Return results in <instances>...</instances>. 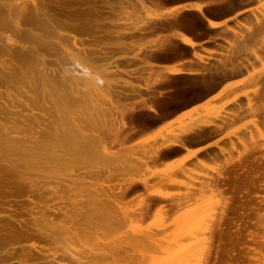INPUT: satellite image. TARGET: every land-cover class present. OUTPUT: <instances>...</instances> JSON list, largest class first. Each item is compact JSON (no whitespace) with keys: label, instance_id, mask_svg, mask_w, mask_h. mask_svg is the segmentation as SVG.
Wrapping results in <instances>:
<instances>
[{"label":"rangeland","instance_id":"1","mask_svg":"<svg viewBox=\"0 0 264 264\" xmlns=\"http://www.w3.org/2000/svg\"><path fill=\"white\" fill-rule=\"evenodd\" d=\"M21 1L23 0H0V94L4 95L8 93L10 95V92H12L11 94L14 96L16 95L15 90L18 86H20V84L21 86L24 84L23 87L24 86L28 87L27 89L29 90L33 89L34 87H31V86L32 85L37 86L38 84H35V83L32 84L31 82H30L31 84L28 83L31 80L30 79L31 72H32V77L34 73L36 72L35 76L42 77L48 86H51V84L53 85L55 82L59 83V81L57 80H59L61 76L60 74L62 71H60L59 69L62 66L63 60L61 58L60 59L58 58L57 60V57H55V55L57 56L55 52L59 53L58 54L59 56L60 51L58 47L55 46V44L52 45L54 42H51L53 40L51 38V34L55 35V33H63V34H67V35L74 36V37L76 36L78 39L80 37L81 39H83L82 41H84L87 45L93 44L94 46H96L97 48L94 47L93 45L92 47L89 46L88 49L89 50L94 49L93 51L97 50L94 53H96L95 56L98 55L99 57L103 56L102 53L109 54L111 51L112 52L114 51L113 48L110 47V44L111 46L122 44L120 45L122 48L127 47L125 48V50L123 49L124 51L122 50V53L120 52L119 54L120 58H117L118 62L120 61V64L118 63V65L120 66V68L123 67L125 70L129 72L132 71L133 72L132 75H134L135 78L131 75L127 78H125L126 76H124V78H121V76L118 77L120 79H123V80L118 79L121 82L118 81L117 82L118 85L116 84L117 87L121 89L122 93L119 92L120 90L117 89L116 87L115 90L117 92V96H115L116 98L113 99V102L114 100L118 98H119L118 99L119 102L122 101L120 102V104H118L119 102L116 103L117 101H115L114 103V106L118 105L117 107L121 105V107H119L120 110L121 109L123 110L124 108H130L131 105L140 106L139 107L140 110L137 111L136 116L134 118L135 120L134 121L131 120L132 124L135 122L131 127L133 129L135 128V130L128 129V132H127V128H129L128 127L129 125L127 123H130L129 122L130 120L128 121L129 118H126V117H129L128 115H126L127 111L124 109L122 112L121 111L119 112L120 114L118 113L117 117L119 118L121 122L120 123L121 128L119 127V129L121 131L124 130L125 138H123L122 139L123 141L119 142L118 144L110 143L111 145L110 144L107 145V158L108 159L106 158L105 160L98 159L97 157L95 156L93 157L91 155H81L80 156V155L74 154L73 156L72 154L70 155V157L72 158H69L71 159L70 161L68 158H66L67 157L66 155L68 154L65 155V152H63L64 154L62 153L63 156H61L60 158L65 157L67 161H65L66 160L65 158L60 159L62 161L61 162L60 160L53 159L54 157H52L53 160L51 159V157H48V158L45 157L46 160L47 159L49 160L43 162V165L41 166L44 168H42L41 166L34 165L31 161L28 162L30 158L25 159L23 161L22 159L24 158L21 155H16L15 153L13 154L9 152H4L3 150H1L3 149L2 146H0V153L1 155H3V156L0 155L1 156L0 157V240L2 239V241H0V245H1L0 259L2 261L4 260L6 261V263L4 264H10L11 262L13 263L14 259H12L11 256L9 255H11V252H12L13 258L15 256L17 257L19 255L18 253L19 251L16 252L14 249H17L18 247H22L25 253L27 254L30 253L31 254L30 256L32 258H36L37 256L39 257V255H37V254H40L39 248L44 249V247H46L47 249L48 246L50 247L51 244L49 243L50 239H49L48 233L52 234L54 231L59 232L61 229V225H63V220L61 218L60 213L57 212L58 211L57 208L62 210L65 207V204L67 205V208H70V204H71L70 202H74V204H77L76 205L77 207L76 206L75 207L77 208L79 214H83V211H84V213L86 214L88 213L87 215H89L88 219L84 218L86 223H84L83 219L79 218L80 219L79 221L82 224H80L79 222L80 225L78 227H80L82 230V228L87 225L88 228H92V229L95 228L94 231L97 230V232H94L96 233V235L93 234L95 237L99 233L100 235H98L97 237L99 238L102 236V238H100L99 240L95 239L94 236H90L91 238V239L89 238L90 242H93V241L96 242V240L98 242L100 241L99 244L104 243V242H114V240L115 242H117L118 241L117 236L119 234H123L127 238L130 237V239L137 238V237L145 238V234H143V232L137 234V237L134 236L136 235L134 233L135 230L131 229L132 232L134 231L133 233L129 230L130 224L127 221H125V223L123 224L122 226L123 228L120 227L122 224H119L118 226L117 225L107 226L109 227L108 229L106 227H104L105 229L103 227L102 228H96L95 226L91 227L95 223V221L93 220H96L95 218H92L93 216H95V213L93 212L97 210L96 211L97 215L98 213L100 214L98 210L100 207H102V203L101 201L97 202L96 200H94V202L96 201L97 203L96 205V203L93 202V199L90 197L92 191L87 192L88 186H89V189L90 190L92 189L93 191H95L94 189L104 190L102 188H105L106 186L107 187L105 189L109 191L108 189H111L110 187H112L111 192L112 194L114 193L113 194L114 196L118 198H120L119 196H121L122 198L124 195V198H122L123 204L121 203V200H119L116 197L112 199L113 202L119 206H122L123 209L128 210L131 208L132 210L130 209L128 211H134V212H137L138 208H141L144 205L145 199L147 198L149 194L155 191L166 192L170 196L169 199L171 203L178 204L180 202L179 207H177L178 205L176 206V208L178 209H174L173 211L166 212L165 210H163V207H164L163 205L165 204L163 205L161 204L159 206H154V204H152L150 210L146 211L147 214L146 213L144 214L145 215L144 218H143V213L141 215L142 217H140L139 215V217L141 218L140 219L141 220L140 222L141 231L144 230L147 235L150 232L156 233V231H158L157 237L159 238V240L161 241L164 240V242H169L174 237V236L172 237V233H170L173 230V229L171 230V228L174 227L171 224V222L174 223V221L176 220L174 223L175 225L176 223H180L181 221H183L185 217H187L190 213L198 212L197 218L201 219V217L202 218L206 217L205 226H208V228L206 227L205 230L203 231V233H205L206 235L204 234L203 236V244H202L203 246L201 247L202 249L201 259L202 260L200 264L201 263L202 264H252V263L257 264L255 262H258V264H262V263L264 264V247H263L264 246V241H263L264 240L263 239V236H264V37L263 35L258 36L260 38L255 36L256 39H253L255 41L257 40L260 44V47L256 46L258 47L257 50H255L254 44L257 43L256 45H258V42L254 41V44H253V42L249 41V38L247 37L249 33L253 31V29L255 30V27L252 28L251 26H256L255 24H257V21L261 18H264V0H155V1L154 0H138L141 3L140 2L138 3L137 0H135L136 3L133 2L134 0L133 1L130 0L131 4L134 5V7L137 6L134 10L132 9L125 10L123 8L124 6L123 7L121 6L120 8L119 0H32L33 2H31V4L33 3L32 4L33 6L40 8L42 10L40 12L41 15L35 16L36 18L35 17L33 18L35 14L33 11H32L33 15L30 16L32 12H30L29 10L28 12L31 13L30 15L29 13H24V16H23V13L21 12H20V15L17 14L18 13L17 8L20 6ZM193 3L203 4L204 7L202 8V14L206 16V18L212 21H215V22H221L223 20L228 19L229 22H227L225 27L223 26V28H221L222 27L221 26L220 27L221 29L210 28V26L208 25L207 22H205L204 19H202L198 14L193 12V10H189L190 8L188 5H191ZM5 7H7L6 10L4 9ZM10 7L16 10L15 11L16 15H13L14 9L9 10ZM118 7L119 9H123V11L131 12L132 10V13H135V14H133V17H132L131 15L132 13L125 12V14L128 13L126 16L124 12L122 11L123 13L122 15L126 16L125 19L128 20L126 21L123 19L124 20L123 21L121 20L123 16L121 15V12H119ZM179 7L181 8L183 7L182 10ZM174 8L176 10H174ZM137 9H138V12H137ZM10 11H11V14H9ZM148 14L149 15L153 14V18L149 17ZM8 15L10 16L8 17ZM26 15H29V16H26ZM111 15H113V17ZM129 15H131V18H128ZM118 18H120L119 19L120 21L118 20ZM111 21H112V24L109 25L108 23ZM190 22L192 23L194 22L198 27L194 28L191 26L192 27L191 28L189 25L192 23ZM120 23L121 24L123 23V25L121 26L122 30H119L120 26L117 25ZM37 24H39V26ZM42 24L44 26H42ZM106 24L108 25L109 29L105 28L107 27ZM10 25L12 27H10ZM14 26L16 27L18 26L19 29L17 28L14 29ZM111 26H115L116 29L119 27L117 29L118 31L115 30V27L113 29V27ZM247 26L249 29L247 28ZM102 30L104 31V33L105 32L106 33L101 34L103 33ZM114 30L116 34L114 33ZM119 31L121 33H125V35L124 34L121 35ZM110 32L112 33L114 37L111 36ZM117 32L119 34H117ZM108 33L110 34L111 39L113 41L109 38L110 36ZM175 33H178V34L180 33L187 37H190V39L193 42L195 43L198 42L197 46L195 45L192 49L188 46L186 47V45L184 44L181 45L180 41H178L177 39H174ZM53 35L52 37H54ZM117 35L118 36L121 35L120 38H118ZM98 36L101 38H99ZM86 40H89L88 41L89 43ZM201 40L202 41L209 40V41L202 44ZM135 41H137L136 44L137 45L139 44L140 47L135 45ZM105 45L111 48L110 52L102 51L100 49L102 48L101 46H105ZM249 46L250 48L251 47L252 48L250 49ZM134 47L135 48L137 47V49H133ZM98 49L102 51L101 52L99 50L101 52V53L99 52L100 54L98 53ZM128 49H132L134 51L131 50L130 52V50ZM30 50L32 53L30 52ZM135 51H137L136 54L138 56L134 54ZM52 53L55 54L53 55L54 58H52L53 56H51ZM111 53L110 55H108V57L112 56ZM132 53L137 58L139 57L138 59L142 61L141 63L142 66L139 67V69H137L139 71L138 74L140 75H137V71L135 72V69H136L135 66H132L131 64L129 65L127 64L129 57L131 58V56H133ZM193 53L194 54L196 53L195 56L197 57V59H192L191 54ZM42 55H45V56L41 57ZM122 56H124L127 60ZM255 56L256 58H253ZM30 57H32V59H30ZM41 58H42L41 60L42 62L38 60ZM19 59L21 61H19ZM43 59L44 60L47 59L48 62L50 61L49 59H51L50 62H52V59H53V61L55 62L48 64L47 61L45 60L47 63V64L45 63L47 65V68H46L45 64L43 63L44 62ZM255 59L257 60L256 62H255ZM59 60H61L60 61L61 66H60V63H57V65L59 64L58 66H60L58 69V67L56 68L57 65H55L54 63L59 62ZM187 60H191V62L193 61L194 63L186 62ZM244 60L245 62L249 60L250 62L249 67L248 65H246ZM28 61L34 64L35 63L37 64V62L39 61V63L38 65H36V67L33 68L34 65L33 64L29 65L30 63ZM143 62H145V64H143ZM147 64L150 65L149 69H148ZM130 65L132 67H130ZM240 65L241 67H244V68L242 69ZM29 66H30V69L28 70L27 68H29ZM41 66H42V70L44 68L51 69L53 71L54 69H56V71L58 70L59 72L54 71L55 73H53L51 70H49L48 72V70L44 69L43 71L48 72V74H46L40 70ZM163 67H176V68L181 67L180 69H182L183 70L182 72L184 73L182 74L164 73L162 71ZM187 67L189 69H192V71L188 70ZM143 69L144 71L145 69L147 71L152 69L153 71L150 70L148 71V73L147 71L145 72L143 71L144 72L143 73L142 72ZM20 70L23 71V75L20 72ZM74 70L76 71V69ZM16 72L19 74L21 73V76H18L19 78L15 76V74L17 75ZM27 72L30 73V75L28 76L25 75V73ZM190 72L194 73L195 75H188V73ZM43 73L46 75H50L51 73H53L50 76L52 75L55 76L56 74V76H59V78L57 77L58 79L56 80L55 78L56 76L55 77L52 76L55 79L52 80L53 78L50 77L51 79V82H50L49 81L50 79H48L49 77L46 75H45L46 77L43 76ZM151 73H154L153 76L151 75ZM141 74H143V76ZM22 76H24V78L28 77V81L25 82V80L27 79L21 80L20 78ZM156 76L159 78H157ZM246 76H248L247 81H245V84L243 83L240 86V88L239 87L236 89L234 88L231 90V93H229L227 96L221 97V98L218 97L212 100L208 106V109H210L212 113L219 114L220 119L222 118L224 119L227 116L230 117V113H233L234 110H236L238 105L235 106V103L226 104V102L232 99L231 97L240 95L241 97L239 99V102L236 101V104L242 102L240 104H243L242 108L244 112L242 114L244 116L241 114V117L235 120L236 122L234 121V122L229 123V126L227 125L228 127L227 128L225 127L226 129L224 128L222 130L223 132L221 131L222 133H220L219 136H213L211 138H208L209 140H207V142L205 141L206 143L214 142L215 143L214 147L207 149L206 152L201 153L199 156H197L193 160L192 159L189 160V162L184 164L176 173L168 175L169 180L172 183H174V185L162 186L161 180L165 178V174L167 173L168 168L172 165H175L183 157L188 155L191 151L195 150L198 145H196L197 142L195 139L188 138L185 150L181 149L179 153L173 156H170V157L168 156L167 158L161 157V159L159 158L153 159L152 150L154 149L156 144H158L157 140L160 141V138L156 139L158 134H160L161 132L166 133L167 131L172 130L173 135H175L180 131L181 126H185L186 129L190 128L191 126H193V124H191L190 118L192 114L195 113L194 109H196L197 111V108H201L199 106L204 103V100L206 101L207 98L209 99L211 96L215 95L217 91L224 84L240 80ZM167 77H168V80H167ZM124 79L126 82L124 81ZM135 79L137 81H135ZM18 81L20 82V84L18 83ZM12 83L13 84L15 83V85L13 86ZM11 86L13 87V89ZM206 86L208 88H206ZM7 88L9 91L6 90ZM36 88H38V86ZM27 89L24 88V90H27ZM79 89L81 90V88L78 87L77 92L80 91ZM1 90L4 91L5 93L1 92ZM36 90H34L35 94H36ZM38 91H37V94L39 93ZM126 91H128L129 94ZM138 91L140 92V94L138 93ZM141 91L144 92V96L142 95ZM207 91H208V94H207ZM145 92L149 98L145 97L147 96L145 95ZM12 95H10L11 97L10 96L8 97L7 95L0 97V101L4 102L3 104L2 102H0L1 105H10V104H7V102L11 103V101H7L4 97H7L8 100L9 98L13 100L14 98L12 97ZM203 96L205 97L201 98ZM150 97L154 98V100L150 99ZM1 98H4L6 102L3 99L1 100ZM155 98L156 100L159 98L160 101L159 99L158 101H156ZM18 99H24V98L20 97ZM186 103L188 104L187 107H186L187 105ZM148 107L155 108L156 115L150 114V113L149 115L146 111ZM180 108L182 111L177 110ZM176 110H177V113H176L177 115L175 114L171 116L172 118L168 117L169 112L170 113L171 111L176 112ZM45 111H48V110H44L43 112ZM48 112L51 113V111H48ZM48 112L45 114L49 115ZM123 115L125 118L123 117ZM45 118H47V116H45ZM118 118L116 119L118 120ZM117 120H116V125L118 124L119 126V120L118 122ZM156 121H157V124H156ZM135 124L137 125L138 128L136 127ZM154 124H156V126ZM237 127L240 130L230 133L233 130H236ZM124 134H123V137H124ZM112 146H114V148H112ZM55 149L58 150L59 148H55ZM64 150L67 152L68 149L64 148ZM3 152L5 153V157H4ZM68 152H71V151H68ZM108 152H110V155L108 154ZM116 152L117 154H115ZM111 155H113L112 158H110ZM20 156H21V159L19 160ZM85 158L86 159L88 158L89 160L87 159L85 162ZM95 158L97 159V161ZM9 159L10 161L11 159H13L14 160L13 162L19 161V165L22 163L20 167L25 166L24 169H26V166H27L28 169L25 171L30 172V174L24 176L23 174H25L26 172L24 173V171H22L23 168H21L20 170V168H17L19 167L17 165L18 163L13 164L12 161L9 162ZM110 159L112 160V162ZM2 163H5V164H2ZM29 163L32 164V169L28 167L31 165ZM55 164H57L56 165L57 167L55 166ZM111 164L113 165L111 166ZM4 165L6 167L8 166L9 168L6 169ZM48 165L50 168L56 167L57 169H55L54 171L52 168L48 169L49 168L47 167ZM99 165H101L102 167ZM104 165H106V167ZM107 165H109V167ZM11 166H13L14 168ZM77 166L78 168L80 167L79 168L80 174H79V171H77L78 170V168H76ZM82 166L83 168L85 167V169H81ZM45 167L47 168L45 169ZM66 167H68V169L75 170L76 172H74V174H78L79 177L78 175L77 177L74 176L75 178L63 176L62 174L64 173L66 174L67 172ZM114 167L116 168L114 169ZM10 168H12L13 171L15 172L13 173V171H11ZM15 169H18V170L16 171ZM90 169L91 171H94V172L90 173L89 175L88 172H91ZM19 170L23 173V174L21 173V176H23L24 180L26 176L29 177L30 175L29 178L27 177L28 181H24L25 183L29 182V180L31 182L33 181V179H36L37 181L38 180L37 176H39L38 178L42 180V182H40V180L37 182L33 181L34 185H36L35 183H37L38 185V182H40L39 183L40 185L34 186L32 184L31 188L34 190H30L29 189L30 183L25 185V183L22 182L23 181L22 179L21 181H19L20 179L19 180L17 179L19 178L18 176L20 175V173H18V175L15 176V173L17 174ZM86 171L88 172L86 173ZM83 172H85V174L89 176L87 177V175H85ZM81 174H84V175H81ZM92 174H94L93 175L94 177L92 176ZM98 174L99 175L102 174V175L98 176ZM61 175L62 177H60ZM49 176L55 179L53 178L48 179L47 177ZM82 176H84L85 178L84 177L82 178ZM91 176L93 177V179L89 178ZM76 178L77 180H75ZM131 180H139V181L145 182V185L137 183V184H134V186H130L129 187L130 189H129L126 184H128V182ZM66 183H68L69 185ZM72 183H75V184H72ZM79 183H81L82 185ZM46 184L47 185L49 184V185L47 186ZM123 184L125 185L123 186ZM28 185H29V188H28ZM62 185H64L65 188ZM92 185H95V186L93 187ZM39 186H42V187L40 188ZM51 186L53 187V189ZM61 186L62 188L60 189ZM38 187L40 190L35 189ZM114 187L118 191V193L120 192L119 187H121L122 195L121 193H119L120 194L119 195L117 191L114 189ZM26 189H29V190H26ZM35 190H37L38 192ZM51 190L54 191L55 193L52 192ZM58 190L60 191L61 194L59 193ZM65 190L66 192H64ZM78 190L80 191L81 195L78 192ZM28 191L29 192L31 191L30 194L28 193ZM32 191L37 192L36 195L38 197L34 195L35 199L37 198L36 200L34 199V197H32L33 195ZM40 191L41 192L44 191V192L41 193ZM74 191L75 193H78L79 195L78 194L71 195V193H74ZM39 192L42 195L39 194ZM45 192L46 193L49 192V193L45 194ZM58 193L60 194L59 196L57 195ZM43 194L45 195L46 199H44ZM66 194H68L69 197ZM39 195L42 196L41 200L38 199L39 197H41ZM47 196L49 199H51V201L47 199ZM56 196H58L59 198ZM63 197H64L63 199L64 201H62L61 199ZM80 197H81V200H80ZM31 199H33V201ZM55 199L56 201H58L57 203H55L56 202ZM155 199L158 200V198H155ZM26 200H28V202L30 201L33 202V204L30 202V204L32 205L31 207L33 208V210H35V212L38 210L37 208L40 206L39 211H38L39 214L40 213L42 214L41 211H43L44 207H46L47 209L45 208L46 210H44L43 212H46L48 210V207L52 205V207H50V209L48 210V214H50V212H53V215H54L53 217L57 219L51 217L52 213L49 216L47 213H43V214L44 215L47 214V220L49 219L48 221L49 225H52L53 221L54 223H57L59 225H56L57 226L56 227L53 224L52 225L53 227H50L51 229L50 232H49L50 229L44 230L41 232L40 229L43 228V227L41 228V226H43L42 224L39 227L40 231L35 229L37 228L36 227L37 224L35 228H33L34 225H32L33 223L32 220H36L37 215L33 210H30L33 212H30V211L27 212L29 209H32V208L30 207V204ZM46 200H47V203L45 204ZM48 201L52 203L50 204L48 203ZM91 201L94 206L91 204ZM81 202L85 203L86 206L90 203L89 205L91 206L89 208H86V210L87 209L92 210L91 212L93 216H91L92 214L90 211L87 210V212H85L84 209L86 206L84 207L83 206L84 204L82 205V207H80ZM119 203H121L122 205ZM34 204L37 207L35 209H34L35 207ZM44 204L45 206L43 207ZM59 204L62 206H60ZM78 206L81 208L82 211L79 210L80 208L78 209ZM94 207H96L97 209H95ZM65 208L64 210H66ZM61 210L60 212L63 213L64 210L62 211ZM30 213H31V216L29 215ZM32 213L34 214V216H36V218L34 219L32 218L33 217ZM199 214L201 215V217H199ZM85 216L86 215H84L83 217ZM44 217L46 219V216ZM142 218L144 221L142 220ZM223 218L226 219V221H223L224 220ZM50 219L52 221V224L50 223L51 222ZM227 221H228V224L226 223ZM46 222L47 221H45V223ZM169 222L171 225L169 224ZM166 223L168 224L166 225ZM218 224H221V225H218ZM31 225L32 227H30ZM39 225L40 224H38V226ZM49 225L45 224L46 227ZM45 226H44V229L46 228ZM125 226H127V228ZM155 226L156 228H154ZM157 226L161 228V230ZM161 226L164 228H162ZM165 227L167 229L168 234L166 232ZM16 228H17L16 232L19 231L20 234L22 235L21 238L18 237L19 240L14 238L16 237V235L13 236V234H15ZM110 228L111 230H109ZM46 229H48V227ZM119 229L120 231H122V233L121 232L116 233L119 231ZM124 229L126 232L124 231ZM149 229H151L152 231ZM154 229H156V231ZM157 229L160 230V233H159V230ZM84 230L85 229H83V231ZM108 230L111 233L108 232ZM128 230L131 232V234H134V235L131 236ZM21 231H24V232H21ZM26 231H28V233ZM37 231L40 234H37L38 233ZM112 231H116V232L113 233ZM127 231L129 233H127ZM174 231H175V228L173 232ZM103 232L105 234H103ZM110 234L112 235L111 238H110ZM141 234L142 236H140ZM159 234H161L160 235L161 237L159 236ZM4 235H6V237ZM103 235H104V238H103ZM169 235L171 237H169ZM3 236L5 237V239ZM26 236L27 238H25ZM29 236L31 237V239ZM41 236L43 238H41ZM124 236L119 235V239L122 240ZM10 237L11 238L13 237L12 239L14 240L11 239L12 241H10ZM40 238L43 240H41ZM105 239L109 241L107 240L104 241ZM204 239H205V242H204ZM4 242H6V244L10 242L9 245H7L8 247L6 246L7 248H5ZM46 242L49 244H46ZM95 242H93V244L87 243L86 245H84V250L86 249V251H89L90 247L91 249L93 248L94 250ZM98 242H96V245H99ZM1 243H4V245ZM2 245L4 248H2ZM44 245H47V246H44ZM85 246L86 247L90 246V247L85 248ZM118 247H119L118 249L117 248L115 249L120 250L122 246L121 247L118 246ZM151 247L152 246H144L143 250L145 249L150 250V251L145 250L148 254H150L152 250H154L152 249L153 247L152 248ZM8 248L10 251H8ZM12 248L16 253L11 250ZM124 248H123V251L127 250L128 247L126 248L125 246ZM6 250L9 253H7ZM134 250L135 249L133 250L128 249L127 251L128 252L130 251L129 252L130 254L127 252L125 254L124 253L122 254V256L124 255V258L126 257L125 259H123L125 262L120 261V260L118 261H120L121 264L122 263L130 264V262L133 263L136 260L134 263H138L135 257L132 256L134 259L133 260L130 259L131 255L137 252L136 250V252L131 253V251H134ZM5 253L9 255L6 256L7 254ZM143 253L147 254L144 251ZM205 254L208 257L205 256ZM6 257H10V259L12 260L10 259L8 260V258ZM205 257H207V259ZM203 258L206 259L207 261H204ZM2 261H0L1 264H3ZM37 262L39 261L37 260Z\"/></svg>","mask_w":264,"mask_h":264},{"label":"bare ground","instance_id":"2","mask_svg":"<svg viewBox=\"0 0 264 264\" xmlns=\"http://www.w3.org/2000/svg\"><path fill=\"white\" fill-rule=\"evenodd\" d=\"M133 1V0H132ZM138 1V0H137ZM155 1V0H154ZM31 2H33L32 0H23V1H21L20 3V6H19V4H18V15H20V12L21 13H23V16H24V13H29L28 12V10L30 11V12H34L35 14H34V16H33V18L35 17V16H37V15H41V9L40 8H37V7H35V6H33L32 4H31ZM133 2H135L136 3V1L134 0ZM140 1H138V3H139ZM134 3V4H135ZM141 3V2H140ZM158 3V2H157ZM119 6H120V8H121V6L126 10V9H132V10H134L136 7H134V5H132L131 4V1L130 0H119ZM12 5V4H11ZM205 5V4H204ZM13 6H15V5H13ZM186 6V5H185ZM189 6V10H193V12H195L196 14H198L202 19H204L205 20V22H207L208 23V25L210 26V28H212V29H216V28H218V29H221V28H223V26L225 27L226 26V24H227V22H229V20L228 19H226V20H223V21H221V22H215V21H212V20H210V19H208V18H206V16H204L203 14H202V8L204 7L203 6V4H200V3H193V4H191V5H188ZM178 7V6H177ZM176 7V8H177ZM6 8L7 7H5L4 9L6 10ZM114 8V7H113ZM179 8H181V7H179ZM183 8V7H182ZM182 8H181V10H182ZM10 9H14V8H9V10ZM118 9H119V7H118ZM187 9V8H186ZM106 10H108V9H106ZM113 10V9H112ZM121 10V11H120ZM132 10H131V12L130 11H123V9H119V12H121V15L123 14L122 13V11L124 12V14H125V12H129V13H132ZM146 10V9H145ZM164 10V9H163ZM174 10H176L175 8H174ZM184 10H185V8H184ZM14 11V14L13 15H16V13H15V9L13 10ZM108 11H110V10H108ZM178 11V10H177ZM245 11V10H244ZM247 11V10H246ZM33 12H32V14L31 13H29V15L30 16H32L33 15ZM133 12H135V11H133ZM137 12H138V9H137ZM163 12H165V11H163ZM243 12V11H242ZM13 13V12H12ZM240 13V12H239ZM9 14H11V11L9 12ZM111 14V13H110ZM128 14V13H127ZM127 14H125L126 16H127ZM133 14H135V13H132L131 15H132V17H133ZM139 14V13H138ZM160 14H162V13H160ZM22 15V14H21ZM29 15H26V16H29ZM131 15H129V17L128 18H131ZM149 15V14H148ZM151 15V14H150ZM149 15V17H152L153 18V14L150 16ZM156 15V14H155ZM158 15V14H157ZM239 15V14H238ZM237 15V16H238ZM10 15H8V17H9ZM12 16V15H11ZM112 17H113V15H111ZM123 17L121 18V20H126L125 18H126V16H124V15H122ZM14 17V16H13ZM36 18V17H35ZM127 18V19H128ZM227 18V17H226ZM114 19V18H113ZM120 18H118V20H119ZM230 19V18H229ZM258 19V18H257ZM123 20V21H124ZM120 21V20H119ZM122 21V22H123ZM126 21H128V20H126ZM130 21V20H129ZM115 22H117V21H115ZM131 22H132V20H131ZM141 22V21H140ZM256 22V21H255ZM125 23V22H124ZM134 23V22H133ZM184 23V22H183ZM190 23H192V22H190ZM109 25L110 24H112V21L111 22H109L108 23ZM121 24V23H120ZM120 24H117V25H119L120 26V29L119 30H122L121 29V26L123 25V23L120 25ZM130 24V23H129ZM8 25V24H7ZM6 25V26H7ZM38 26H39V24H37ZM40 25H41V23H40ZM93 25V24H92ZM115 25V24H114ZM185 25V24H184ZM256 26H251L252 28H254L255 27V30L253 29V31H251V33H249V35L247 36L248 38H249V41H252L253 42V44H254V41L255 40H253V39H256L255 38V36L256 37H258V36H261V35H263V37H264V18H261V19H259L258 21H257V24H255ZM37 26V27H38ZM42 26H44L43 24H42ZM106 26L107 27H105V28H108V25L106 24ZM116 26V25H115ZM115 26H111V27H113V29H114V27ZM190 27L192 26V27H194V28H197L198 26L193 22L192 24H190L189 25ZM222 26V27H221ZM10 27H12L11 25H10ZM46 27V26H45ZM117 27V26H116ZM116 27H115V30L116 31H118L117 29L119 28H117L116 29ZM191 27V28H192ZM221 27V28H220ZM19 29L18 28V26L16 27V26H14V29ZM48 28V27H47ZM89 28V27H88ZM98 28V27H97ZM247 28H248V26H247ZM109 29V28H108ZM249 29V28H248ZM247 29V30H248ZM115 30H114V33H115ZM141 30V29H140ZM252 30V29H251ZM48 31H49V29H48ZM103 31V30H102ZM102 31H100V32H102ZM106 31V30H105ZM51 32V31H50ZM69 32V31H68ZM99 32V33H100ZM108 32V31H107ZM120 32V31H119ZM124 32V31H123ZM246 32V31H245ZM249 32H250V30H249ZM55 33V32H54ZM95 33V32H94ZM106 33V32H105ZM104 33V31H103V33H101V34H105ZM111 33V32H110ZM121 33V32H120ZM69 34V33H68ZM109 34V33H108ZM116 34V33H115ZM114 34V35H115ZM117 34H119L118 32H117ZM122 34H124L125 35V33H121V35ZM176 34V35H175ZM174 34V39H177L178 41H180L181 42V45L182 44H184V45H186V47L188 46V47H190V48H192L193 49V47L196 45L197 46V43H195V42H193L191 39H190V37H187V36H185V35H183V34H178V33H175ZM52 35L53 34H51V38L54 40H52L51 42H54L52 45H54L55 44V46H57L58 47V49H59V51H60V55L58 56V54L59 53H56L55 52V54H57V56L55 55V54H53L52 53V55L51 56H53V55H55V57H57V60H58V58L60 59H62L63 60V63H62V66H61V60H59V62H56V63H54L55 65H57V63H60V66H56V68L58 67V69H59V67H60V71H62L61 72V76H60V79L59 80H57L58 78H59V76H56V74H55V76L54 75H52V76H54L55 78H56V80L57 81H59V83H54L53 85L51 84V86H48L47 85V83L45 82V80L42 78V77H39V76H35V73H34V71H33V73H34V75H33V77H32V72H31V76H30V81L28 82V83H35V84H38L37 86H38V88H36L37 86L36 85H32L31 87H34V88H36V89H31V90H29V89H27L28 87H23V85L21 86V84H20V82L18 81V83L20 84V86H18L17 88H16V90H15V92H16V95H12L11 93L12 92H10V95H12V97L15 99H13V100H11L10 98H9V100L7 99V97H4L7 101H11V103H9V102H7V104H10V105H1V103H0V146H2V148L3 149H1V150H3L4 152H9V153H15L16 155H21L24 159H22L23 161L25 160V159H28V158H30L29 160H28V162L29 161H31L34 165H37V166H41V165H43V162H45V161H47V160H49V159H45V157H51V159H52V157H54L53 159H56V160H60V159H64L63 157L62 158H60L61 156H63L62 155V153L63 152H65V155L66 154H68L69 155V157H68V155H66L67 157L66 158H72V157H70V155H72L73 154V156H74V154L75 155H91V156H95V157H97L98 159H103V160H105L106 158H107V145H109L110 143L112 144V143H116V144H118L119 142H121V141H123L122 139L123 138H125V132H124V130H120L119 129V127H120V120H119V118L117 117L118 116V113L121 111H123L124 109L127 111V114L126 115H128L129 117H126V118H129L128 119V121L130 122V123H127L128 125V127L129 128H127V132H128V129L129 130H131V129H133V128H131L132 127V125L135 123H133L132 124V121H134L135 119V116H136V113H137V111L138 110H140L139 109V107L140 106H134V105H131V107L130 108H124L123 110L121 109L120 110V108L119 107H121V105L119 106V107H117L118 105H115L114 106V103H115V101H117L116 103H118L119 102V98L118 99H116V100H114V102H113V99H115L116 97L115 96H117V92H116V87H117V82L119 81V82H121L120 80H123V79H120V78H118L119 76H121V78H124V76H126L125 78H127V77H129L130 75L131 76H133L134 77V75H132L133 74V72L131 71V72H129V71H127V70H125L123 67L122 68H120V66L118 65V63L120 64V61L118 62V59L117 58H120L119 57V54H120V52L122 53V50L124 49L125 50V48H127V47H121L120 45H122V44H120V45H113V46H111V44H110V47H112L113 48V50L115 51H111V48L110 47H108V46H101L102 48H100L102 51H111L110 53L112 54V56L111 57H108V55H110V53L109 54H107V53H102L103 54V56L102 57H99L98 55H96L95 56V54L96 53H94V52H96V51H93L94 49H88L89 48V46H91L92 47V45L93 44H91V45H87L84 41H82L83 39H81L80 37H79V39L75 36H70V35H67V34H63V33H55V35H53L54 37H52ZM94 35V34H93ZM121 35H117L118 36V38H120V36ZM101 36V35H100ZM109 36H110V34H109ZM111 36H113L112 35V33H111ZM111 36L109 37L110 39H111ZM36 37V36H35ZM99 37V36H98ZM107 37V36H106ZM114 37V36H113ZM116 37V36H115ZM202 37V36H201ZM240 37V36H239ZM246 37V36H245ZM246 37V38H247ZM38 38V37H37ZM47 38H49V37H47ZM47 38H45V39H47ZM99 38H101V37H99ZM122 38V37H121ZM258 38H260V37H258ZM262 38V37H261ZM81 39V40H80ZM98 39V38H97ZM41 40V39H40ZM112 40V39H111ZM130 40V39H129ZM138 40V39H137ZM46 41V40H45ZM48 41V40H47ZM87 42L89 41V40H86ZM113 41V40H112ZM202 41V40H201ZM209 41V40H208ZM207 40H205V41H202V44L203 43H206V42H208ZM257 41V40H256ZM255 41V42H256ZM259 41H260V39H259ZM262 41V40H261ZM51 42H49V43H51ZM103 42V41H102ZM136 42L137 41H135V45H137L136 44ZM200 42V41H199ZM251 42V43H252ZM258 42V41H257ZM89 43V42H88ZM124 43V42H123ZM132 43H134V42H132ZM169 43V42H168ZM109 44V43H108ZM115 44H116V42H115ZM250 44V43H249ZM257 43H255L254 44V46H255V50H257V48L258 47H256V46H259L260 47V44H259V42H258V45H256ZM133 45V44H132ZM199 45V44H198ZM94 46V45H93ZM137 46H139V44L137 45ZM200 46V45H199ZM46 47V46H45ZM94 47H96V46H94ZM140 47V46H139ZM97 48V47H96ZM132 48V47H131ZM249 48H250V46H249ZM252 48V47H251ZM250 48V49H251ZM100 49H98V53L101 51ZM133 49H137V47L135 48H133ZM139 49V48H138ZM260 49V48H259ZM263 49V48H262ZM18 50H20V49H18ZM32 50V49H31ZM31 50H30V52H31ZM100 50V51H99ZM123 50V51H124ZM127 50V49H126ZM128 50H130V52H131V50L132 49H128ZM140 50V49H139ZM138 50V51H139ZM161 50V49H160ZM246 50V49H245ZM253 50H254V48H253ZM252 50V51H253ZM261 50V49H260ZM260 50H259V52H260ZM93 51V52H92ZM101 51V52H102ZM132 51H134V50H132ZM176 51V50H175ZM251 51V52H252ZM100 52V53H101ZM136 52L137 51H135V53L134 54H136ZM32 53V52H31ZM30 53V54H31ZM97 53V54H98ZM99 53V54H100ZM255 53V52H254ZM258 53V52H257ZM21 54V53H20ZM101 54V55H102ZM133 54V53H132ZM133 54V56H131V58L129 57V59H128V63L127 62H125V63H127L128 65L129 64H131L132 66H135V72L137 71V75H140V74H138V70L137 69H139V67H141L142 66V61L141 60H139L135 55ZM196 54V53H195ZM195 54L193 53V54H191L192 55V59H197V57L195 56ZM244 54V53H243ZM253 54V53H252ZM259 54V53H258ZM126 55V54H125ZM137 55V54H136ZM254 55V54H253ZM28 56V55H27ZM43 56H45V55H42L41 57H43ZM49 56V55H48ZM121 56V55H120ZM128 56V55H127ZM138 56V55H137ZM143 56V55H142ZM20 57H21V55H20ZM22 57H23V55H22ZM24 57H25V55H24ZM35 57V56H34ZM47 57V56H46ZM122 57H124V56H122ZM259 57V56H258ZM28 58V57H27ZM49 58V57H48ZM47 58V59H48ZM52 58H54V56L52 57ZM125 58V57H124ZM253 58H256V56L255 57H253ZM30 59H32V57H30ZM29 59V60H30ZM47 59H45L46 61H47ZM56 59V58H55ZM54 59V60H55ZM126 59V58H125ZM257 59H259V58H257ZM24 60V59H23ZM40 62H42L41 60H42V58L41 59H38ZM44 59H43V63L45 64L46 63V61H45ZM50 61H51V59H49ZM127 60V59H126ZM249 60H251V59H249ZM249 60L248 61H246L245 62V60H244V62L246 63V65H248V67H249V64H250V62H249ZM19 61H21L20 59H19ZM39 61L37 62V64L35 63H30L29 61V65H31V64H33L32 66H33V68L34 67H36V65H38V63H39ZM48 62L47 61V63L49 64V63H53V62H55V61H53V59H52V62ZM243 61V60H242ZM257 60L255 59V62H256ZM146 62H148V61H146ZM185 62V61H184ZM186 62H191V60H187ZM193 62V61H192ZM191 62V63H192ZM46 63V64H47ZM123 63V62H122ZM121 63V64H122ZM182 63V62H181ZM194 63V62H193ZM28 64V63H27ZM45 64V66H46V68H47V65ZM53 64V65H54ZM143 64H145V62H143ZM148 64H150V63H148ZM147 64V65H148ZM187 64V63H186ZM241 64V63H240ZM130 65V67H132ZM151 65H153V64H151ZM179 65V64H178ZM183 65H184V63H183ZM242 65V64H241ZM241 65H240V67H241ZM28 66V65H27ZM40 66V65H39ZM49 66V65H48ZM122 66V65H121ZM149 66L150 65H148V69H149ZM243 66V65H242ZM251 66V65H250ZM39 68V67H38ZM37 68V69H38ZM43 68H44V66H43ZM63 70H62V69ZM154 68V67H153ZM152 68V69H153ZM160 68V67H159ZM181 68V67H180ZM180 68H176V67H163L162 68V71L164 72V73H168V74H182V73H184V72H182L183 70L182 69H180ZM186 68V67H185ZM188 68V67H187ZM242 69L244 68V67H241ZM247 68V67H246ZM245 68V69H246ZM28 70L30 69V66H29V68H27ZM45 69V68H44ZM43 69V70H44ZM74 69H76V71L74 70ZM142 69V68H141ZM147 69V68H146ZM145 69V71H147ZM152 69H150V70H152ZM158 69V68H157ZM24 70H25V68H24ZM42 72H44V73H46V74H48V72H49V70H51V69H45V70H48V72H45V71H43L42 70V66H41V69H40ZM150 70H148V71H150ZM188 70H191L192 71V69H189L188 68ZM188 70H187V72H188ZM27 71V70H26ZM25 71V72H26ZM31 71H32V69H31ZM53 73H55L54 71H56V69H54V71L53 70H51ZM144 71V69L142 70V72ZM144 71V72H145ZM148 71H147V73H148ZM153 71V70H152ZM20 72L22 73V75H23V71H21L20 70ZM30 72V71H29ZM56 72H59L58 70L56 71ZM140 72H141V70H140ZM143 72V73H144ZM17 73V72H16ZM21 73L19 74V73H17V75L15 74V76L16 77H18V76H21ZM43 73V76H45L46 74H44ZM53 73H51V74H53ZM19 74V75H18ZM50 74V75H51ZM136 74V73H135ZM150 74V73H149ZM153 74L154 73H151V75L153 76ZM187 74V73H186ZM25 75H30V73H25ZM37 75V74H36ZM50 75H46V76H48L49 78L48 79H50V77H52V76H50ZM142 76H143V74H141ZM167 75V74H166ZM188 75H195L194 73H192V72H190V73H188ZM45 76V77H46ZM123 76V77H122ZM151 76V77H152ZM155 76V75H154ZM168 76V75H167ZM215 76V75H214ZM251 76V75H250ZM15 77V78H16ZM54 77H52L53 79L52 80H54L55 78ZM58 77V78H57ZM150 77V76H149ZM157 77V76H156ZM155 77V78H156ZM247 77L248 76H246V77H244V78H242V79H240V80H237V81H234V82H231V83H227V84H224L218 91H217V93L215 94V95H213V96H211L209 99L207 98V100L205 101L204 100V103L202 104V105H200L199 107H201V108H197V111H196V109H194V111H195V113H193L192 114V116H191V118H190V121H191V124H193V126H191L190 128H187L186 129V127L185 126H181L180 127V131L177 133V134H175V135H173V133H172V130H169V131H167L166 133H160V134H158V136L156 137V139L157 138H160V141L159 140H157V143L158 144H156V146L154 147V149L152 150V158L153 159H157V158H159V159H161V157L162 158H164V157H170V156H173V155H175V154H177V153H179L180 152V150L181 149H184L185 150V147H186V145H187V140H188V138H192V139H195L196 140V145H198L197 147H196V149L195 150H193V151H191L188 155H186L185 157H183L178 163H176L175 165H172V166H170L169 168H168V171H167V173L165 174V178L164 179H162L161 180V183H162V186H168V185H174V183H172L170 180H169V178H168V175H171V174H174V173H176L184 164H186L187 162H189V160H193L194 158H196L197 156H199L201 153H203V152H206L207 151V149H210V148H212V147H214L215 145V143L213 142V143H206L207 142V140H209L208 138H211V137H213V136H219V134L220 133H222L223 131V129L226 127H228L229 126V123H231V122H234L235 120H237V119H239L240 117H241V114L244 112L243 111V108H242V105L243 104H240V103H242V102H240V103H238V104H236V101H238L239 102V99H240V95H236V96H233V97H231L232 99H230V100H228V102H226V104H229V103H235V106L236 105H238L237 106V108H236V110H234V112L233 113H230V117H225L223 120L222 119H220V117H219V114H217V113H212L211 112V110L210 109H208V106H209V104H210V102L212 101V100H214V99H216V98H218V97H225V96H227L229 93H231V90L232 89H236V88H240V86L244 83L245 84V81H247ZM10 78V77H9ZM12 78V77H11ZM19 78V77H18ZM131 78V77H130ZM130 78H129V80H130ZM135 78V77H134ZM139 78V77H138ZM141 78H143V77H141ZM157 78H159V77H157ZM166 78V77H165ZM250 78V77H249ZM21 80H25V79H27V80H25V82H27L28 81V77L26 78H24V76H22L21 78H20ZM47 79V78H46ZM47 79V80H48ZM118 79H120V80H118ZM137 79V78H136ZM135 79V81H137ZM140 79V78H139ZM164 79V78H163ZM133 80V79H132ZM146 80V79H145ZM159 80V79H158ZM160 80H162V79H160ZM167 80H168V77H167ZM211 80V79H210ZM13 81H15V80H13ZM50 82H51V79L49 80ZM124 81H125V79H124ZM52 82H54V81H52ZM123 82V81H122ZM126 82V81H125ZM139 82V81H138ZM16 83H17V81H16ZM23 83V82H22ZM30 83V84H31ZM206 83H208V82H206ZM13 84V83H12ZM29 84V85H30ZM117 84V85H116ZM9 85V84H8ZM15 85V83L13 84V86ZM17 85V84H16ZM122 85V84H121ZM124 85V84H123ZM36 86V87H35ZM208 86V85H207ZM206 86V88H208ZM12 87V86H11ZM16 87V86H15ZM78 87H80L81 88V90L79 91V92H77L78 91ZM127 87V86H126ZM149 87V86H148ZM2 88V87H1ZM10 88V87H9ZM24 88L25 89H27V90H29V91H27V90H24ZM133 88V87H132ZM12 89H13V87H12ZM15 89V88H14ZM38 89H39V91H38ZM117 89H119L118 87H117ZM129 89V88H128ZM136 89V88H135ZM151 89V88H150ZM4 90V89H3ZM7 91H9L8 90V88L6 89ZM34 90H36V94H37V91L39 92L37 95H39V96H37L36 94H35V92H34ZM120 91L119 92H121V89H119ZM131 90V89H130ZM140 90V89H139ZM216 90V89H215ZM238 90V89H237ZM6 91V92H7ZM132 91V90H131ZM136 91V90H135ZM143 91V90H142ZM141 91V92H142ZM209 91V90H208ZM208 91H207V94H208ZM1 92H3V93H5L4 91H2L1 90ZM76 92V93H75ZM118 92V93H119ZM127 93H128V91H126ZM148 92V91H147ZM210 92V91H209ZM122 93V92H121ZM138 93L140 94V92L138 91ZM151 93H152V91H151ZM129 94V93H128ZM160 94V93H159ZM0 95H2V94H0ZM10 96L8 93H6V94H4V95H2V96ZM23 95V96H22ZM124 95V94H123ZM137 95V94H136ZM142 95L144 96V92H142ZM145 95H147L146 94V92H145ZM161 95V94H160ZM2 96H0V97H2ZM24 98V99H18V98ZM128 96V95H127ZM138 96V95H137ZM159 96V95H158ZM157 96V97H158ZM11 97V96H10ZM145 97H148V95L147 96H145ZM154 97V96H153ZM205 96H203V97H201V98H204ZM4 98H1V100L3 99L5 102H6V100L4 99ZM139 98H141V97H139ZM149 98V97H148ZM200 98V97H199ZM198 98V99H199ZM200 98V99H201ZM150 99H153L154 100V98H152V97H150ZM159 99V98H158ZM158 99L156 100V98H155V100L156 101H158ZM125 100V99H124ZM145 100V99H144ZM163 100V99H162ZM161 100V101H162ZM159 101H160V99H159ZM0 102H2V101H0ZM13 102H15V103H13ZM120 102H122V101H120ZM120 102L118 103V104H120ZM124 102V101H123ZM127 102V101H126ZM4 102H2V104H3ZM6 104V103H5ZM122 104V103H121ZM130 104V103H129ZM128 104V105H129ZM132 104V103H131ZM143 104V103H142ZM187 104V103H186ZM185 104V105H186ZM125 105V104H124ZM135 105H136V103H135ZM184 105V106H185ZM123 106V105H122ZM126 106H127V104H126ZM183 106V107H184ZM188 106V104L186 105V107ZM185 107V108H186ZM182 108V107H181ZM181 108L180 109H177V110H181ZM200 111H199V110ZM44 110H48V111H51V113H49L48 111H45V112H43ZM142 110V109H141ZM177 110H176V112H174V111H171V113L169 112V114H168V117H171V116H173V115H175L176 113H177ZM252 110V109H251ZM125 111V112H126ZM143 111V110H142ZM147 113L149 114H155V108H152V107H148L147 108ZM157 111H158V109H157ZM182 111V110H181ZM199 111V112H198ZM49 113V115L47 114H45V113ZM145 112V111H144ZM174 112V113H173ZM179 113V112H178ZM43 114H44V116H43ZM120 114V113H119ZM121 114H123V113H121ZM124 114V115H125ZM149 114V115H150ZM245 114V113H244ZM79 115H81V116H79ZM124 115H123V117H124ZM156 115V114H155ZM158 115V114H157ZM177 115V114H176ZM243 115V114H242ZM45 116H47V118H45ZM165 116V115H164ZM163 116V117H164ZM244 116V115H243ZM162 117V116H161ZM116 118H118V120H119V126H118V124L116 125ZM125 118V117H124ZM172 118V117H171ZM118 120H117V122H118ZM125 120H127V119H125ZM125 120H123V121H125ZM132 120V121H131ZM153 120V119H152ZM239 121V120H238ZM127 122V121H126ZM236 122V121H235ZM124 123V122H123ZM156 124H157V121H156ZM156 124H154L155 126H156ZM136 125V124H135ZM134 125V126H135ZM228 125V126H227ZM118 126V127H117ZM133 126V127H134ZM136 127H137V125H136ZM121 128V127H120ZM138 128V127H137ZM143 128V127H142ZM225 128V129H226ZM241 128V127H240ZM126 129V128H125ZM133 130H135V128L133 129ZM237 130H240L238 127H237V129L236 130H233L232 132H230V133H233V132H235V131H237ZM126 131V130H125ZM144 131V130H143ZM222 131V132H221ZM131 132V131H130ZM123 134H124V137H123ZM128 134V133H127ZM129 135V134H128ZM139 135V134H138ZM155 140V139H154ZM125 141V140H124ZM156 141V140H155ZM159 141V142H158ZM206 141V142H205ZM124 143V142H123ZM110 144V145H111ZM120 145V144H119ZM111 147V146H110ZM55 148H59L58 150L57 149H55ZM63 148V149H62ZM64 148L66 149H68L67 150V152L64 150ZM112 148H114V146H112ZM62 149V150H61ZM116 150V149H115ZM68 151H71V152H68ZM114 151V150H113ZM3 152V153H4ZM121 153V152H120ZM8 154V153H7ZM64 154V153H63ZM108 154L110 155V152H108ZM113 154V153H112ZM115 154H117V152L115 153ZM0 155H1V153H0ZM64 155V156H65ZM1 156H3V155H1ZM0 156V157H1ZM21 156H20V158H19V160L21 159ZM79 156V157H80ZM112 156L113 155H111V157L110 158H112ZM4 157H5V153H4ZM76 157V156H75ZM118 157V156H117ZM120 157V156H119ZM65 158V159H66ZM116 158V157H115ZM45 159V160H44ZM52 159V160H53ZM88 159V158H87ZM86 158H85V162H86V160H87ZM96 159V158H95ZM108 159V158H107ZM119 159V158H118ZM2 160V159H1ZM44 160V161H43ZM70 161H71V159H69ZM89 160V159H88ZM94 160V159H93ZM111 160V159H110ZM115 160V159H114ZM113 160V161H114ZM121 160V159H120ZM4 161V160H3ZM11 161H12V163L14 164V163H18L17 165L19 166V167H17V168H20V170H21V168H23V170L22 171H24V173L26 172L25 170H27L28 168H27V166H26V169H24V167L22 166V167H20V165H22V163L19 165V161L17 162H13L14 160L13 159H11ZM10 161V159H9V162H11ZM61 161V160H60ZM65 161H67V159L65 160ZM73 161H75V160H73ZM80 161V160H79ZM95 161V160H94ZM96 161H97V159H96ZM107 161V160H106ZM54 162V161H53ZM62 162V161H61ZM69 162V161H68ZM77 162V161H76ZM111 162H112V160H111ZM124 162V161H123ZM8 163V162H7ZM50 163V162H49ZM65 163H67V162H65ZM81 163V162H80ZM92 163V162H91ZM121 163V162H120ZM2 164H5V163H2ZM24 164H25V162H24ZM23 164V165H24ZM29 164H31V163H29ZM45 164V163H44ZM97 164H98V162H97ZM113 164H115V163H113ZM113 164H111V166L113 165ZM8 165V164H7ZM16 165V166H17ZM28 165V164H27ZM53 165V164H52ZM52 165H50V166H52ZM57 164H55V166H56ZM110 165V164H109ZM109 165H107L108 167H109ZM121 165V164H120ZM5 166V165H4ZM10 166V165H9ZM99 166H101V165H99ZM105 167H106V165H104ZM243 166V165H242ZM6 167V166H5ZM11 167H13V166H11ZM28 167H30L31 169H32V164L30 165V166H28ZM42 167V166H41ZM47 167H49V165L47 166ZM47 167H45V169L47 168ZM57 167V166H56ZM56 167H51L52 169H53V171L55 170V169H57ZM64 167V166H63ZM62 167V168H63ZM87 167V166H86ZM102 167V166H101ZM9 167L7 166L6 167V169H8ZM14 168V167H13ZM16 168V167H15ZM40 168V167H39ZM42 168H44V167H42ZM41 168V169H42ZM50 167L48 168V169H51ZM67 169H66V174L64 173V174H62L63 176H66V177H77V175L78 174H74V172H76L75 170H72V169H68V167H66ZM70 168V167H69ZM76 168H78V166L76 167ZM80 168V167H79ZM79 168H78V170L77 171H79ZM88 168V167H87ZM116 167H114V169H115ZM36 169V168H35ZM65 169V168H64ZM75 169V168H74ZM81 169H85V167L83 168V166L81 167ZM92 169V168H91ZM91 169H90V171H91ZM111 169V168H110ZM117 169H119V168H117ZM120 169H121V167H120ZM10 170L11 171H13V169L12 168H10ZM16 171L18 170V169H15ZM19 170V172H17V174L15 173V176L16 175H18V173H20V175L18 176L19 178H17L19 181H21V179L23 180L22 182L23 183H25L24 181H28V178L30 177V175H29V177L28 176H26V178H25V180L23 179V176H21V171ZM113 170V169H112ZM47 171H49V170H47ZM52 171V170H51ZM61 171V170H60ZM59 171V172H60ZM15 171H13V173H14ZM88 171H86V173H87ZM92 172H94V171H91V172H88V174L90 175V173H92ZM12 173V174H13ZM27 173V174H26ZM25 174H23L24 176L25 175H28V174H30V172H26ZM40 173H42V172H40ZM50 173V172H49ZM54 173V172H53ZM56 173V172H55ZM84 174H85V172H83ZM39 174V173H38ZM79 174H80V171H79ZM84 174H81V175H84ZM37 175V174H36ZM55 175V174H54ZM57 175V174H56ZM60 175V174H59ZM62 175L60 176V177H62ZM85 175H87V174H85ZM89 175H87V177L89 176ZM94 174H92V176H93ZM102 174H98V176H101ZM21 176V177H20ZM33 176H35V175H33ZM89 177V178H92L93 179V177ZM28 177V178H27ZM39 176H37V181H39L40 179L38 178ZM43 177V176H42ZM74 177V178H75ZM78 177H79V175H78ZM84 176H82V178H83ZM96 177V176H95ZM41 178V177H40ZM48 179H51V178H53V177H47ZM81 178V177H80ZM85 178V177H84ZM53 179H55V178H53ZM57 180V179H56ZM62 180V179H61ZM65 180V179H64ZM75 180H77V178L75 179ZM33 181H36V179H33ZM33 181H31L30 182V180H29V182H26L25 183V185H27V184H29L30 185V188H29V185H28V188L30 189V190H34V189H32L31 187H32V184L34 185V183H33ZM36 181V182H37ZM50 181V180H49ZM67 181V180H66ZM81 181V180H80ZM84 181H85V179H84ZM225 181V180H224ZM40 182H42V180H40ZM40 182H38V185H40L39 183ZM44 182V181H43ZM51 182V181H50ZM50 182H48V183H50ZM254 182V181H253ZM53 183V182H52ZM55 183V182H54ZM58 183V182H57ZM78 183V182H77ZM89 183H91V182H89ZM93 183V182H92ZM142 184V185H145V182H142V181H139V180H131V181H129L128 182V184H126L127 185V187L129 188L130 186H134V184ZM36 185H37V183H35ZM43 184V183H42ZM66 184H68V183H66ZM72 184H75V183H72ZM79 184H81V183H79ZM100 184V183H99ZM22 185V184H21ZM36 185H34V186H36ZM37 185V186H38ZM45 185V184H44ZM47 185V184H46ZM49 185V184H48ZM47 185V186H48ZM53 185V184H52ZM69 185V184H68ZM78 185V184H77ZM82 185V184H81ZM89 185V184H88ZM125 184H123V186H124ZM24 186V185H23ZM33 186V187H34ZM63 187H64V185H62ZM62 186L60 187V189L62 188ZM91 186V185H90ZM93 187L95 186V185H92ZM103 186V185H102ZM40 188L42 187V186H39ZM39 187L38 188H35V189H39ZM50 187V186H49ZM52 187V186H51ZM67 187V186H66ZM70 187V186H69ZM72 187H74V186H72ZM77 187V186H76ZM85 187H86V185H85ZM105 187V186H104ZM107 187V186H106ZM105 187V188H106ZM121 187H122V185H121ZM121 187H119L120 189V192L119 193H121V195H122V190H121ZM56 188V187H55ZM65 188V187H64ZM68 188V187H67ZM71 188V187H70ZM69 188V189H70ZM97 188V187H96ZM102 188V187H101ZM105 188H102V189H104V190H98V189H94L95 191H93L92 189L90 190L89 189V186H88V190H87V192L89 191V192H91V198L93 199V202H94V200H96L97 202L98 201H101V203H102V207H100L99 208V210H98V212H100V214L98 213V215H97V213H96V211L97 210H95L93 213H95V216H93V214H92V210H88V211H90L91 212V216H93L92 218H95L96 220H93V221H95V223H94V225L93 226H91V227H96V228H104V227H106L107 229L109 228V227H107V226H110V225H119V224H122L120 227H122L123 226V224L125 223V221H127L129 224H130V231L132 232V230L131 229H133V230H135V234L136 235H134V234H131V232H130V234H131V236H136L137 237V234H139V233H142L143 232V234H145V238L143 237H141V238H139V237H137V238H132V239H130V237L129 238H127V237H125L123 234H119V235H122V236H124L123 237V239L121 240V239H119V235L117 236V242H115V240H114V242H104V243H101V244H99L100 243V241L98 242L97 240H99L100 238H102V236L101 237H97L98 235H100V233L99 234H97V238L94 236V235H96V233H94V232H97V230L96 231H94L95 230V228L94 229H92V228H88V226L86 227V226H84V227H86V228H82V230H81V228L80 227H78L80 224H82L79 220L80 219H83L84 220V218H87L88 219V217H89V215H87L86 213H84V211H83V214H79V212H78V210H77V204H74V202H70L71 204H70V208H67V205L65 204V203H67V202H65L64 204H65V209L66 210H64V208L62 209V210H64L63 211V213H61L60 212V210L61 209H59V208H57L58 209V211L57 212H59L60 213V215H61V218H62V220H63V225H61V223H60V225H61V229H60V231L59 232H56V231H54L51 235L48 233V236H49V239H50V241H49V243L51 244V246L49 247L48 246V248L46 249V247H44V249L43 248H39L40 250H39V253L40 254H37L38 253V251H37V255H39V257L37 256H35L36 258H32L30 255V253L29 254H27V253H25L24 252V250H23V248L22 247H18L17 249H14L16 252L17 251H19L18 253H19V255L16 257H14L13 258V255H12V252H11V255H9V254H7V253H9V252H7V250H6V252L7 253H5V254H7L6 256H11V258L12 259H14L13 260V263L11 262L10 264H121V262L120 261H124L123 259H125L124 258V255L122 256V254L124 253H129L127 250L128 249H135L134 251H131V253H133V252H136V250H137V252L136 253H134L133 255H131V257H130V259H134L133 257H135L136 259H137V262L139 263H141V264H200V262H201V253H202V249H201V247L203 246L202 244H203V236H204V234L205 233H203V231L205 230V228L207 227L208 228V226H205V218H202L201 217V213L199 214V217H201V219H199V218H197V215H198V212H192V213H190L187 217H185V219L183 220V221H181L180 223H176L175 225H174V223H175V221H174V223H172L171 221V224L174 226L173 228H171V230L173 229L174 230V228H175V231L173 232V230L170 232V233H172V240L171 241H169V242H164V240H159V238L157 237L158 236V231H156V229H154L155 231H156V233L154 232V233H152V232H147V233H149L148 235L146 234V232L144 231V230H142L141 231V218L140 217H142L141 215H142V213H143V218H144V214L146 213V211H148V210H150V208H151V205L152 204H154V206H159V205H163V204H165V205H163L164 207H163V210H165L166 212L168 211V212H170V211H173L174 209H178V208H176V206L177 207H179V203L178 204H173V203H171V201H170V199H169V195L166 193V192H161V191H155V192H153V193H151V194H149L148 196H147V198L145 199V202H144V205L141 207V208H138V211L137 210H135V211H137V212H134V211H128V210H130V209H128V210H126V209H123V207L122 206H119V205H117V204H115L114 202H113V198H115L116 196H114L113 194H112V192H111V189H112V187H110L111 189H108L109 191H107ZM109 188V187H108ZM118 188V187H117ZM132 188V187H131ZM29 189H26V190H29ZM42 189H44V188H42ZM41 189V190H42ZM52 189H53V187H52ZM68 189V190H69ZM72 189V188H71ZM86 189V188H85ZM84 189V190H85ZM114 189H115V187H114ZM130 189V188H129ZM129 189H127V190H129ZM40 190V189H39ZM77 190V189H76ZM82 190V189H81ZM116 190V189H115ZM255 190V189H254ZM35 191H37V190H35ZM33 192L32 191V197H34V199H35V196L34 195H36L37 194V192ZM48 191V190H47ZM52 191V190H51ZM50 191V192H51ZM59 191V190H58ZM71 191V190H70ZM117 191V190H116ZM31 192V191H30ZM30 192L28 191V193L30 194ZM41 192V191H40ZM39 192V194H41V193H43V192H41L40 193ZM52 192H54V191H52ZM51 192V193H52ZM62 192V191H61ZM64 192H66V190L64 191ZM78 192L80 193V191L78 190ZM115 192V191H114ZM35 193V194H34ZM47 193H49V192H47ZM46 192H45V194H47ZM55 193V192H54ZM59 193H60V191H59ZM57 194L58 196L61 194ZM67 193H69V192H67ZM86 193V192H85ZM117 193H118V191H117ZM118 193V194H119ZM125 193V192H124ZM126 193H127V191H126ZM72 194H78V193H75V191H74V193H71V195ZM87 194V193H86ZM249 194V193H248ZM25 195V194H24ZM42 195V194H41ZM41 195H39V196H41ZM50 195V194H49ZM63 195V194H62ZM61 195V196H62ZM64 195H65V193H64ZM67 196H68V194H66ZM79 195V194H78ZM80 195H81V193H80ZM115 195H117V194H115ZM120 195V194H119ZM118 195V196H119ZM126 195V194H125ZM30 196V195H29ZM37 196V195H36ZM58 196H56V197H58ZM75 196V195H74ZM38 197V196H37ZM43 197H44V199H46V197H45V195L43 194ZM69 197V196H68ZM76 197V196H75ZM78 197V196H77ZM88 197V196H87ZM120 198H118V197H116V198H118L119 200H121V203L123 204V199L122 198H124V195H123V197L121 198V196H119ZM28 198V197H27ZM30 198V197H29ZM59 198V197H58ZM58 198H57V200H58ZM74 198V197H73ZM155 198H158V200H156ZM244 198V197H243ZM37 199V198H36ZM35 199V200H36ZM38 199H42V196L41 197H39ZM47 199H49L48 198V196H47ZM62 199V201H64L63 199H64V197L63 198H61ZM60 199V200H61ZM65 199H67V198H65ZM86 199H88V198H86ZM32 201H33V199H31ZM50 201H51V199H49ZM80 200H81V197H80ZM83 200V199H82ZM91 200V199H90ZM27 202H28V200H26ZM32 201H30L32 204H33V202ZM53 201V200H52ZM55 201H56V199H55ZM73 201V200H72ZM75 201V200H74ZM85 201V200H84ZM96 201L94 202V203H96ZM115 201H117V200H115ZM30 202H28L29 204H30ZM58 201H56L55 203H57ZM68 202H69V200H68ZM78 202V201H77ZM76 202V203H77ZM42 203V202H41ZM44 203V202H43ZM47 203V200H46V202H45V204ZM48 203H50L49 201H48ZM52 203V202H51ZM50 203V204H51ZM121 203H119V204H121ZM125 203V202H124ZM45 204L43 205V207L45 206ZM64 204H63V206H64ZM84 204V205H83ZM90 204V203H89ZM87 205L86 206V204L85 203H82L81 202V206L80 207H82V205L85 207V212H87V210H86V208H89L91 205ZM91 204L93 205V203H92V201H91ZM121 204V205H122ZM157 204V205H156ZM26 205V204H25ZM37 205V204H36ZM38 205H40V204H38ZM56 205V204H55ZM60 205V204H59ZM96 205H97V203H96ZM125 205V204H124ZM32 205L30 204V207H31ZM34 206H35V204H34ZM33 206V207H34ZM47 206V205H46ZM50 206V205H49ZM60 206H62V205H60ZM76 206V207H75ZM78 206V209L80 208ZM94 206V205H93ZM92 206V207H93ZM244 206V205H243ZM262 206V205H261ZM42 207V206H41ZM42 207V208H43ZM50 207H52V205L50 206ZM50 207H48V210L50 209ZM91 207V208H92ZM153 207V206H152ZM32 208V207H31ZM35 208H37L36 206L34 207V209ZM39 208H40V206L36 209L37 211L35 212V210H33V208L32 209H29L27 212H29L30 210H33L35 213H36V215H37V219L36 220H32L33 221V223H32V221H31V223H32V225H34L33 226V228H35V226H36V224H37V228H35V229H37L38 231H40L41 230V232L42 231H44V230H49L50 229V227H53L52 225L54 224L55 226L56 225H59V224H57V223H54V221H53V224H52V221H51V219H50V223L52 224V225H49V219L47 220V214H48V210L46 211V212H43L44 210H46L47 208L46 207H44L43 208V211H41L42 212V214L43 213H47L46 215H44V216H46V219H45V217L40 213L39 214ZM46 208V209H45ZM95 209H97L98 208V206H97V208L96 207H94ZM126 208V207H125ZM259 208V207H258ZM93 209V208H92ZM42 210V209H41ZM52 210V209H51ZM61 210V211H62ZM80 211H82L81 210V208L79 209ZM94 210V209H93ZM132 210V209H131ZM250 210H252V209H250ZM33 211H30V212H33ZM253 211H254V209H253ZM38 212V213H37ZM78 212V213H77ZM252 212V211H251ZM52 213V215H51V217H53L54 215H53V212H50V214ZM80 213H82V212H80ZM33 214V213H32ZM50 214H48V216L50 215ZM57 214V213H56ZM147 214V213H146ZM150 214V213H149ZM30 216H31V213L29 214ZM28 215V216H29ZM40 215V216H39ZM59 215V214H58ZM57 215V216H58ZM84 215H86L85 217H83ZM139 215H140V217H139ZM39 216V217H38ZM81 217H83V218H81ZM33 219L34 218H36V216H34V214H33V217H32ZM53 218H55V217H53ZM52 218V219H53ZM80 218V219H79ZM143 218H142V220H143ZM184 218V217H183ZM197 218V219H196ZM255 218V217H254ZM55 219H57V218H55ZM147 219V218H146ZM224 219V218H223ZM30 220V219H29ZM28 220V221H29ZM54 220V219H53ZM91 220V219H90ZM255 220V219H254ZM253 220V221H254ZM34 221H36V222H34ZM45 221H47L46 223H45ZM82 221V220H81ZM88 221V220H87ZM144 221V220H143ZM206 221H207V219H206ZM223 221H226V219H224ZM256 221V220H255ZM58 222V221H57ZM60 222H62V221H60ZM79 222H80V224H79ZM127 222H126V224H127ZM170 222H169V224H170ZM218 222V221H217ZM30 223V224H31ZM47 225H49V226H47L48 227V229H46L47 227L45 226V224ZM59 223V222H58ZM84 223H86V221L84 220ZM93 223V222H92ZM220 223H221V221H220ZM223 223V222H222ZM227 224H228V221L226 222ZM250 223V222H249ZM38 224H40L39 226H38ZM41 224L43 225V226H41ZM88 224V223H87ZM128 224V225H129ZM161 224V223H160ZM168 223H166V225H167ZM170 224V225H171ZM224 224V223H223ZM222 224V225H223ZM32 225L30 226V227H32ZM89 225V224H88ZM164 225V224H163ZM165 225V226H166ZM218 225H221V224H218ZM217 225V226H218ZM225 225V224H224ZM27 226V225H26ZM41 226V228L43 229H40L39 227ZM44 226L46 227L45 229H44ZM54 226V227H55ZM78 228H77V227ZM83 226V225H82ZM81 226V227H82ZM111 226V227H112ZM117 226H116V228H117ZM160 226V225H159ZM169 226V225H168ZM167 226V227H168ZM255 226V225H254ZM262 226V225H261ZM57 227V226H56ZM115 227V226H114ZM126 228H127V226H125ZM124 227V228H125ZM158 227V226H157ZM162 227V226H161ZM15 228V227H14ZM25 228V227H24ZM123 228V227H122ZM144 228V227H143ZM154 228H156V226L154 227ZM159 228V227H158ZM162 228H164V227H162ZM29 229V228H28ZM35 229H33V230H35ZM40 229V230H39ZM56 229V228H55ZM83 229H85L84 231H83ZM105 229V228H104ZM151 229H153V228H151ZM151 229H149V230H151ZM160 230H161V228H159ZM159 229H157V230H159ZM165 229H166V227H165ZM170 229V228H169ZM169 229H168V231H169ZM16 230H17V228L15 229V234H13V236L14 235H16V237H14L15 239H18L19 240V238L18 237H20L21 238V234H20V232L19 231H17L16 232ZM26 230V229H25ZM24 230V231H25ZM53 230V229H52ZM109 230H111V228L109 229ZM108 230V232H110ZM115 230V229H114ZM146 230H148V229H146ZM160 230H159V233H160ZM164 230V229H163ZM212 230V229H211ZM216 230V229H215ZM24 231H21V232H24ZM37 231V232H38ZM51 231V229L49 230V232ZM124 231H125V229H124ZM123 231V232H124ZM127 231V233H129ZM152 231V230H151ZM27 233H28V231H26ZM36 232V233H37ZM46 232V231H45ZM44 232V233H45ZM98 232H100V231H98ZM113 233H115L116 231H112ZM119 232H121L122 233V231H120V229H119V231L118 232H116V233H119ZM126 232V231H125ZM124 232V233H125ZM132 232V233H133ZM137 232V233H136ZM145 232V233H144ZM162 232V231H161ZM166 232H167V229H166ZM9 233V232H8ZM11 233V232H10ZM17 233V234H16ZM35 233V234H36ZM81 233H83V234H81ZM111 233V232H110ZM216 233V232H215ZM256 233V232H255ZM18 234H19V236H18ZM23 234V233H22ZM26 234V233H25ZM34 234V235H35ZM37 234H40L39 232L37 233ZM80 234V235H79ZM94 234V235H93ZM103 234H105L104 232H103ZM109 234V233H108ZM126 234V233H125ZM129 234V235H130ZM167 234H168V232H167ZM174 234V235H173ZM214 234V233H213ZM101 235H102V233H101ZM128 235V234H127ZM147 235V236H146ZM161 234H159V236H160ZM163 235H165V234H163ZM206 235V234H205ZM5 237H6V235H4ZM3 236V237H4ZM7 236H8V234H7ZM25 236V235H24ZM23 236V237H24ZM38 236V235H37ZM90 236H94L95 237V239H97L96 240V242H98V244L100 245H96V242L95 241H93V242H95L94 244V250H93V248L91 249V247L90 246H88V247H86L85 246V248H89V251H86V249L84 250V245H86L87 243H89V244H93V242H90ZM108 236V235H107ZM111 234H110V238H111ZM140 236H142V234L140 235ZM144 236V235H143ZM2 237V238H3ZM5 237H4V239H5ZM30 237V236H29ZM28 237V238H29ZM106 237V236H105ZM161 237V236H160ZM169 237H171L170 235H169ZM207 237V236H206ZM221 237V236H220ZM13 238V237H12ZM11 237H10V241H12V240H14V239H12ZM25 238H27V236L25 237ZM41 238H43L42 236H41ZM40 238V239H41ZM90 238V239H89ZM93 238V237H92ZM103 238H104V235H103ZM108 238V237H107ZM205 238V237H204ZM210 238V237H209ZM8 239V238H7ZM6 239V240H7ZM12 239V240H11ZM30 239H31V237H30ZM37 239V238H36ZM39 239V240H40ZM46 239V238H45ZM48 239V238H47ZM94 239V240H95ZM162 239V238H161ZM223 239V238H222ZM263 239H264V236H263ZM41 240H43V239H41ZM40 240V241H41ZM107 239H105L104 241H106ZM112 240V241H113ZM224 240V239H223ZM0 241H2V239L0 240ZM5 241V240H4ZM27 241V240H26ZM45 241V240H44ZM89 241V242H88ZM107 241H109V240H107ZM111 241V240H110ZM264 241V240H263ZM14 242V241H13ZM39 242V241H38ZM48 242V241H47ZM46 242V244H49V243H47ZM101 242H102V240H101ZM204 242H205V239H204ZM207 242H208V240H207ZM5 243V248H7L8 246L7 245H9V243H7L6 244V242H4ZM4 243H1V244H3L4 245ZM12 243V242H11ZM19 243V242H18ZM230 244V243H229ZM3 245H2V248H4L3 247ZM122 246L121 247V249L120 250H117L119 247L118 246ZM235 245V244H234ZM7 246V247H6ZM44 246H47V245H44ZM96 246H97V248H96ZM99 246V247H98ZM126 246V248H127V250H124L123 251V248ZM144 246H152L151 248L152 249H154V250H152V252L150 253V254H148L145 250H147V249H145V250H143V247ZM41 247H43V246H41ZM142 247V248H141ZM156 248V250H155V248ZM208 247V246H207ZM222 247V246H221ZM264 247V246H263ZM14 248H16V247H14ZM96 248V249H95ZM115 248H117V249H115ZM205 248V247H204ZM212 248V247H211ZM34 249V248H33ZM37 249V248H36ZM125 249V248H124ZM145 252V253H147V254H144L143 253V251ZM149 249H150V247H149ZM0 250H1V245H0ZM3 250H5V249H3ZM2 250V251H3ZM13 252H15L14 250H13V248L11 249ZM91 250V251H90ZM205 250V249H204ZM220 250V249H219ZM8 251H10L9 250V248H8ZM147 251H150V250H147ZM207 251V250H206ZM212 251V250H211ZM263 251V250H262ZM1 252V251H0ZM4 252V251H3ZM15 252V253H16ZM222 252V251H221ZM14 254V253H13ZM130 254V253H129ZM204 254V253H203ZM4 255V254H3ZM16 255V254H15ZM209 255V254H208ZM133 256V257H132ZM205 256H207L206 254H205ZM123 257V258H122ZM208 257V256H207ZM207 257H205L206 259H207ZM253 257V256H252ZM6 258H8V260L10 259V257H6ZM5 258V259H6ZM140 258V259H139ZM12 259H10V260H12ZM129 259V258H128ZM129 259V260H130ZM206 259H204L203 258V260L204 261H207ZM37 260L39 261V262H37ZM118 260H120V261H118ZM138 260H140V261H138ZM256 260V259H255ZM0 261H2L1 259H0ZM5 261V260H4ZM4 261H2L3 262V264L4 263H6V261L4 262ZM108 261V262H107ZM110 261V262H109ZM136 261V260H135ZM134 261V262H135ZM259 261V260H258ZM125 262V261H124ZM127 262V261H126ZM129 262V261H128ZM133 262V261H132ZM131 263L130 262V264H138V263ZM139 263V264H140ZM204 263V262H203ZM206 263V262H205ZM255 263H257L258 264V262H255ZM261 263V262H260ZM0 264H1V262H0ZM122 264H128V263H122ZM202 264V263H201ZM253 264V263H252ZM263 264V263H262Z\"/></svg>","mask_w":264,"mask_h":264}]
</instances>
